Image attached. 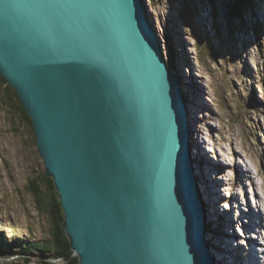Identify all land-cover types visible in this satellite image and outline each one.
Listing matches in <instances>:
<instances>
[{"label": "water", "instance_id": "water-1", "mask_svg": "<svg viewBox=\"0 0 264 264\" xmlns=\"http://www.w3.org/2000/svg\"><path fill=\"white\" fill-rule=\"evenodd\" d=\"M148 16L144 0H0V76L79 264H213L182 89Z\"/></svg>", "mask_w": 264, "mask_h": 264}, {"label": "rangeland", "instance_id": "rangeland-1", "mask_svg": "<svg viewBox=\"0 0 264 264\" xmlns=\"http://www.w3.org/2000/svg\"><path fill=\"white\" fill-rule=\"evenodd\" d=\"M144 2L166 62L173 69V61L183 82L185 105L188 107L189 104L192 109L189 146L197 145L196 136L208 161L215 165L219 158L225 163L232 162L234 156L231 153H235V158H239L236 164L244 169L242 176L235 175L233 183L229 179L238 172L237 166L221 167L218 173L214 168L208 172V177L215 181L208 180L207 183L204 179L198 183L201 192L204 187L207 212L211 213L208 193L211 200L217 199V204L219 201L222 214L224 205L229 208L227 203L233 202L232 194L238 200L243 196L244 200H240L236 208L245 212L242 214L246 218L245 225H249V234L259 236L261 231L254 243L260 252H254L260 258L259 264H264V12L262 15L256 12L253 0L241 8L236 17H231L228 0ZM16 106L6 92L0 91V264H40L41 257L35 245L50 242L51 223L47 211L39 212L30 193V184L44 174V167L31 128L21 121ZM191 158L195 156L191 155ZM191 162L193 171L198 170V164ZM210 162L205 161L204 167L200 162L199 166L206 170L211 167V164L208 167ZM198 171L196 176L203 179ZM217 183L221 200L215 194ZM255 203L260 206L263 218L255 213ZM250 205L254 210L252 214ZM211 225L215 226L213 222ZM224 229L230 231L228 234H234L233 226L232 230L227 226ZM245 233L241 235L247 237L248 232ZM244 236L237 237L233 246L244 243ZM22 246L31 252L27 255L29 262L17 254ZM211 248V253H216L219 259L232 258L233 262L230 259L229 264L237 261L234 253L228 250L220 253L214 246ZM243 249L241 255L247 256ZM218 264L223 263L219 260Z\"/></svg>", "mask_w": 264, "mask_h": 264}, {"label": "bare ground", "instance_id": "bare-ground-1", "mask_svg": "<svg viewBox=\"0 0 264 264\" xmlns=\"http://www.w3.org/2000/svg\"><path fill=\"white\" fill-rule=\"evenodd\" d=\"M250 1L251 0H246L244 6L246 4H248ZM253 1H254V4H255L256 12H258V13L264 12V0H253ZM244 6H243V8H244ZM262 14L263 13H261V15ZM253 33H254V31H253ZM173 67L174 68L172 70L176 74V77L178 79V84H179V86H180V88L182 89V92H183V102H184V106H185V109H186L185 113H187L186 114V117H187V119H186L187 136H189V134L191 135V133H188V130L191 131V123H193V117L191 118L192 109H191V106L189 104H188V107L185 105L184 85H183L182 80L180 79L179 73L176 72L175 66H173ZM195 142L197 143L196 146L195 145H194V147H192V145L189 146L190 147V152L195 150V152L193 154H190V155H194L195 158L189 159V166H190V171H191V176H192V180H193L194 189H195V192L197 194V197H198V200H199V204H200V208H201V212H202V217H203V238H204L205 247L207 249V253L211 257V260H212L213 264H218L219 260L222 261L223 264H229V260L231 259V262H233V259L230 258L229 256L228 257L225 256V258L223 260L219 259V257L217 256L216 253H211V251H210V250H212L211 246L212 247L214 246L215 250L217 249L218 251H220V253H221V251L223 253H227V250L231 254L234 253L236 255V258H237L236 259L237 261L235 262V264H256V260H255L256 255L253 253V248L255 247L254 243L258 239L257 237H260V232L261 231L259 232V236H256L258 234H254V236H252L253 234L252 235L249 234L250 231H249V228L247 227L249 225H247V226L245 225V219L246 218L242 214L243 211L238 210V208H236L238 206L237 204L240 203V200H244L243 196H240L239 200H238V198L235 196V194H232V196H230V198L233 199V202H231V204H229L226 201L227 206L230 208V205H231L232 209L231 208L230 209H226V206L224 205V210H223V214L224 215H223L221 213V211H220V208H219L220 207L219 206V201H218V204H217V199L211 200L212 197L210 196V193H208L207 194V201H209V203L211 205V213H209V212H207V204H206V201H205V198H204V194H203L204 187H203L202 192H201V190L199 189V186H198V183L202 182L204 179H207V183H208V180H210L211 183H212V181H215L213 177L210 176L211 178H213V180H211L208 177V172L211 171V170L214 171V168H217V170L215 169L216 171H214V172L218 173L217 172L218 169H220L221 167L224 168L225 166H228L230 168H234L236 166L238 167V172H236V173L233 172L234 175L231 174L232 176H230V179H229V181L233 183L235 181V175L237 174L238 176H242L243 175L242 173L244 172L243 166L236 164V162L239 161V158L236 159L235 155H234L235 153H231L234 156V158L231 159L232 162L225 163V162H222L221 159L219 158V161H218L217 165H215V164L211 163L210 161H208L207 158L205 157V154H204L205 152L203 153V145H201V143L198 140H196V136H195ZM204 151H205V148H204ZM236 154L238 156L241 155L238 151L236 152ZM204 159H206L205 160L206 162H210L208 167L211 164V167L210 168H206V170H205V168L203 169V168H201L199 166L200 162L203 165V167L206 166L204 164V162H205ZM191 160L194 162V164L196 166L198 164V168H199L198 170L201 171V174L204 177L203 179H200L198 176H196L199 171L197 169L195 171H193V163L191 162ZM238 180L240 181V179H238ZM219 181L220 180H218V182ZM203 184L205 186H207L205 182H203ZM217 188L218 189L220 188L219 183H217V186L215 187V194H216V197L220 198L219 200H221L222 197H221V195L219 196L220 193L217 190ZM208 190H209V188H208ZM255 193H256V196H259V194H257L258 192H255ZM258 201H259V197H258ZM234 208H236L235 210H238V211H235ZM250 208H251V205H250ZM255 208H257V212H255V213H258V217H261V215H262V218H263V213L261 211L260 206H258L257 203H255ZM242 209H244V208H242ZM233 210H234V212H235V214L237 216L236 218H235V216L233 214ZM249 210H250V214H252V212H254L253 207L251 209H249ZM243 213H245V212H243ZM254 220L258 221L256 218H254ZM212 222L215 224L216 228H215L214 225H213V227H212V225L210 226V224ZM235 223H237V224H235ZM248 223H249V221H248ZM259 223H260V221H259ZM237 225H238V227H237ZM226 226L230 230H232V226H233V231H234V234L232 233L233 235L232 234H228L230 231H226L225 232L224 228ZM235 226H236V229H235ZM213 228H214V230H212ZM216 229H218V230L216 231ZM244 231L248 232L247 237H246V235L245 236L243 234L241 235L242 232L245 233ZM240 236H244V238H245L244 239L245 240L244 243L245 244L241 243V245L238 244L236 246H233L234 243L237 240L236 238L240 237ZM231 239H232V241H231ZM214 243H216V244H214ZM247 245H249V248H247ZM225 246H226V248H225ZM243 247H246V249H243ZM241 249L246 251L247 256H245V255L242 256L241 255L242 254L241 253ZM215 250H214V252H215ZM213 254H215V255H213ZM258 264H259V262H258Z\"/></svg>", "mask_w": 264, "mask_h": 264}, {"label": "trees", "instance_id": "trees-1", "mask_svg": "<svg viewBox=\"0 0 264 264\" xmlns=\"http://www.w3.org/2000/svg\"><path fill=\"white\" fill-rule=\"evenodd\" d=\"M228 1L231 2L229 6L231 17L239 16L241 12L240 10L243 8L246 0ZM168 65L170 68V64ZM172 66H174L173 61ZM0 91L2 93L6 92L7 95H9V100H12L17 105L16 112L18 113L21 121L28 124L32 128L31 121L23 110L16 92L3 80L1 76ZM9 106L11 107L10 104ZM30 193L34 197L39 212L47 211L51 223L50 242L37 243L35 245V250L38 251L39 256L41 257L40 264H79L78 258L74 256L70 243L62 227L63 211L61 209L59 195L55 191L52 180L47 178L45 174L38 176L35 180L31 181ZM26 246H22V249L17 254L21 255L25 262H29L30 260L27 255L31 252ZM0 251H2L1 247Z\"/></svg>", "mask_w": 264, "mask_h": 264}]
</instances>
